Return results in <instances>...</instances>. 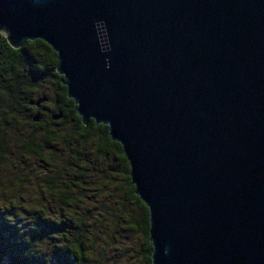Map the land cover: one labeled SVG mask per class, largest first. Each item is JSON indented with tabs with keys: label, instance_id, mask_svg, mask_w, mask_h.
Listing matches in <instances>:
<instances>
[{
	"label": "water",
	"instance_id": "water-1",
	"mask_svg": "<svg viewBox=\"0 0 264 264\" xmlns=\"http://www.w3.org/2000/svg\"><path fill=\"white\" fill-rule=\"evenodd\" d=\"M0 33L120 144L151 264H264V0H0Z\"/></svg>",
	"mask_w": 264,
	"mask_h": 264
},
{
	"label": "trees",
	"instance_id": "trees-1",
	"mask_svg": "<svg viewBox=\"0 0 264 264\" xmlns=\"http://www.w3.org/2000/svg\"><path fill=\"white\" fill-rule=\"evenodd\" d=\"M56 63L57 54L46 42L28 40L15 49L0 33V264H102L91 257L87 217L81 212L88 197L85 190L99 191L88 185L93 163L80 148L91 142L101 157L113 155L119 163L120 200H129L139 211L136 217L129 214L127 223L142 231L141 252L146 264H151L148 210L134 193L122 148L111 140L106 125L93 120L82 124ZM40 98L46 100L39 107L29 104ZM37 112L39 120L34 121ZM58 112L62 116L53 120L51 116ZM21 123L30 131L22 132ZM66 125L68 129L62 130ZM32 158L40 170L26 164ZM26 166L25 174L18 173ZM109 167L116 172L113 164ZM30 176L39 179L32 197L27 190ZM13 183L19 192L6 188Z\"/></svg>",
	"mask_w": 264,
	"mask_h": 264
},
{
	"label": "rangeland",
	"instance_id": "rangeland-1",
	"mask_svg": "<svg viewBox=\"0 0 264 264\" xmlns=\"http://www.w3.org/2000/svg\"><path fill=\"white\" fill-rule=\"evenodd\" d=\"M51 93L50 88L46 89ZM35 96V95H34ZM49 112L41 118L44 121ZM22 126V127H21ZM69 126V124H68ZM68 126L61 127L62 130H67ZM19 129L22 132H29L25 124L21 123ZM80 148L85 153V158L90 160L93 165H90L91 172L89 173L88 185L93 188L98 187V193L95 190L91 192L85 190L88 195L87 199L81 204V212L87 217V225L89 228L88 245L92 248V259H98L102 264H146L144 256L141 252L143 246V234L140 230H134L128 224L129 214L135 217L139 215L138 209L129 200H120L122 190L119 188L121 184L119 164L110 157H101L98 148L91 142L85 147L80 145ZM31 170H40L38 161L30 159L27 163ZM109 164L116 167V172L111 171ZM95 166V169L92 168ZM28 171V167H24L23 173ZM68 174L72 171L68 170ZM92 173L94 175H92ZM33 178L27 184V190L32 197L37 192V184L39 179ZM6 188H12L13 191L19 192L16 184H8ZM19 199L20 195H18ZM30 206H33L34 201L29 200ZM23 204H26L23 202ZM21 217H24V212L18 210Z\"/></svg>",
	"mask_w": 264,
	"mask_h": 264
}]
</instances>
